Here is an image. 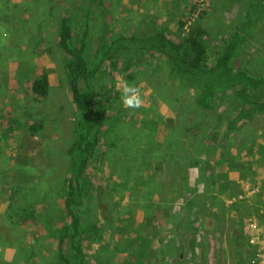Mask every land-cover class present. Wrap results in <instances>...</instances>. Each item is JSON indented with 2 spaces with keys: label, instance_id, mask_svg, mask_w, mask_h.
Segmentation results:
<instances>
[{
  "label": "rangeland",
  "instance_id": "1",
  "mask_svg": "<svg viewBox=\"0 0 264 264\" xmlns=\"http://www.w3.org/2000/svg\"><path fill=\"white\" fill-rule=\"evenodd\" d=\"M84 2L0 0V264H61L51 231L62 223L63 180L71 164L67 150L76 140L79 113L70 100L57 30L66 16L73 39L80 37L87 23ZM103 7L109 38L140 30L150 19L173 40L180 36V21L184 30L202 26L211 35L210 61L220 39L231 35L236 17L232 0H104ZM234 65L262 78L251 98L264 100V15ZM41 71L49 89L34 98L31 85ZM121 77L140 88L142 107L122 105ZM92 82L97 92L110 90L113 97L101 129L105 143L99 142L85 170L84 181L93 186L80 214L103 227L99 235L81 238L89 264H191L187 260L195 255L197 264H254L256 257L264 264V225L251 205L261 201L264 174L246 189L233 184L225 198L218 197L220 186L212 181L222 168L221 149L240 161L259 152L264 164V115L248 105L242 109L232 90L202 107L196 91L152 52L120 53L115 65L99 67ZM242 110L249 115L228 133L227 122ZM212 208L221 214L210 215ZM260 210L264 216V206ZM153 218L182 228L174 231L160 222L157 231ZM184 234L192 243H183Z\"/></svg>",
  "mask_w": 264,
  "mask_h": 264
},
{
  "label": "trees",
  "instance_id": "2",
  "mask_svg": "<svg viewBox=\"0 0 264 264\" xmlns=\"http://www.w3.org/2000/svg\"><path fill=\"white\" fill-rule=\"evenodd\" d=\"M103 3L104 0H85L87 23L77 40L73 39L66 16L61 17L58 23L57 45L64 56L63 67L70 100L79 113L74 121L76 140L67 150L71 164L63 180L62 223L51 231L57 241V260L61 264H89L81 238L85 234L99 235L103 230L102 226L80 214V207L93 186L90 180L88 183L84 181L85 170L99 142L102 140L105 143L101 129L109 119L107 105L113 97L112 91L106 90L100 94L93 85L92 77L101 65H115L120 53L159 54L165 58L170 72L196 91L195 101L202 107H209L218 94L232 90L242 103V109L248 105L252 111L264 114V100L254 101L251 98V91L260 87L262 78L234 65L239 49L253 37L255 26L264 15V0H242V8L232 25L233 31L229 37L220 39L213 61L208 55L211 35L200 25L191 24L184 30L183 21L179 22L180 36L177 40L167 37L164 28L151 19L140 30L109 38L105 34L104 17L107 18V10ZM93 23L97 25L94 29ZM90 63H94L95 67H91ZM48 89L47 73L41 71L32 82L31 94L34 98H42L47 95ZM99 98L103 103L98 101ZM242 111L235 113L230 120L229 131L245 117V110ZM97 207L104 216L107 214L102 201L98 200ZM32 215V211L29 212V216ZM261 225H264L262 220Z\"/></svg>",
  "mask_w": 264,
  "mask_h": 264
},
{
  "label": "crops",
  "instance_id": "3",
  "mask_svg": "<svg viewBox=\"0 0 264 264\" xmlns=\"http://www.w3.org/2000/svg\"><path fill=\"white\" fill-rule=\"evenodd\" d=\"M232 2H234V5H236L235 16L237 17L239 9L242 8V3H241L242 0H232ZM236 17H235V20H236ZM249 113L250 112H247V113L245 112L243 114L246 117L249 115ZM254 113H257L259 115H264V114H261V113L255 112V111H254ZM234 114L231 116V118L227 122V126H226L227 132L229 131L227 129L228 124H229L230 120L232 119V117L234 116ZM245 117H244V119H245ZM241 122H242V120L239 123H241ZM239 123L237 124V126L233 130H235L238 127ZM233 130H231V131H233ZM231 131H229L228 133H230ZM256 140L259 141L258 138ZM221 151H223L225 153V157H223V158H227L228 161L223 164L224 159L221 157L219 159V163H222V168H220V166L218 168H216L217 169L216 173L213 176L212 181H213L215 187H217V185L220 186V188H216V190H215L216 194H218V197H220V198H225V196L229 197L230 196L229 192L231 191V187L235 183H237V184L240 183L236 187H241L243 189H246L252 183L253 177L257 178L258 173L264 174V164L261 163V157H260L259 152H257L258 154H253L250 157H247V160L240 161V160L236 159L233 155L229 154L225 149H221ZM258 155H259V158H258ZM244 166H245V168H244ZM234 175H237V176L235 177ZM239 177H242L243 179H239ZM260 195H261V198H259V199H261V201L258 204L251 202V205L253 206V214H254L253 216L261 222V219H264V216H261L258 212L259 211L263 212L260 209L264 206V200H263L264 192H261ZM201 209H202V207H201ZM206 214H207V211H203V215H206ZM212 214L219 216L221 213L219 211H217L215 208H212L210 210V215H212ZM246 219L250 220V218H248V216ZM153 220H154V218L151 220V222ZM154 221H155L156 230L160 231L159 229H161V226L159 223L161 221H159V220L158 221L154 220ZM161 223H163V222H161ZM163 224H165V223H163ZM249 224H250V222H249ZM165 225H168L171 227V224H165ZM205 226H206V223L202 222L201 228H203L202 229L203 231H205V228H204ZM246 226H248V223L246 224ZM181 228L182 227L175 224L172 229L174 231H176V230L180 231ZM184 238L185 239L183 240V243H185L186 245H187V242L192 243L190 238L188 236H186L185 234H184ZM174 239L178 240V237L174 236ZM169 240H171V239H169ZM163 242H165V240H163ZM197 246H198L200 253H201L202 245L198 244ZM186 250L187 249H184V251H186ZM174 258H175V256H174ZM177 259H179V258L177 257ZM198 260H199V257L195 255L192 259L189 258L187 260V262H189L191 264H197ZM201 263H203V262H201Z\"/></svg>",
  "mask_w": 264,
  "mask_h": 264
},
{
  "label": "clouds",
  "instance_id": "4",
  "mask_svg": "<svg viewBox=\"0 0 264 264\" xmlns=\"http://www.w3.org/2000/svg\"><path fill=\"white\" fill-rule=\"evenodd\" d=\"M117 88L121 93V103L125 108L138 109L143 106L142 93L136 84L129 83L121 77L117 82Z\"/></svg>",
  "mask_w": 264,
  "mask_h": 264
},
{
  "label": "built area",
  "instance_id": "5",
  "mask_svg": "<svg viewBox=\"0 0 264 264\" xmlns=\"http://www.w3.org/2000/svg\"><path fill=\"white\" fill-rule=\"evenodd\" d=\"M263 228V227H262ZM264 229V228H263ZM262 229V230H263ZM262 230H259V231H257V234H256V238H257V235H258V233L260 232V231H262ZM263 243H264V240H263ZM264 257V256H263ZM253 262H257L258 263V258L256 257V258H254L253 259ZM263 262H264V260H263ZM257 263H254V264H257Z\"/></svg>",
  "mask_w": 264,
  "mask_h": 264
},
{
  "label": "flooded vegetation",
  "instance_id": "6",
  "mask_svg": "<svg viewBox=\"0 0 264 264\" xmlns=\"http://www.w3.org/2000/svg\"><path fill=\"white\" fill-rule=\"evenodd\" d=\"M248 263V262H247Z\"/></svg>",
  "mask_w": 264,
  "mask_h": 264
}]
</instances>
